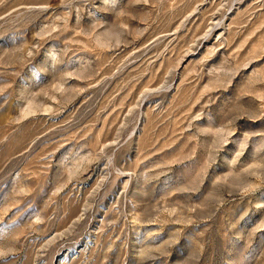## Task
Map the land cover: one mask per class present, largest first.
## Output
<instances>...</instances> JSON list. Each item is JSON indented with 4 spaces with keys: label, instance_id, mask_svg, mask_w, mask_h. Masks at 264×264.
Listing matches in <instances>:
<instances>
[{
    "label": "rangeland",
    "instance_id": "obj_1",
    "mask_svg": "<svg viewBox=\"0 0 264 264\" xmlns=\"http://www.w3.org/2000/svg\"><path fill=\"white\" fill-rule=\"evenodd\" d=\"M0 264H264V0H0Z\"/></svg>",
    "mask_w": 264,
    "mask_h": 264
}]
</instances>
